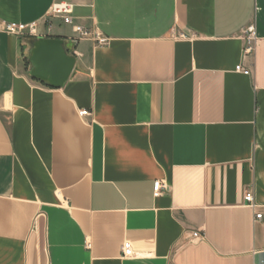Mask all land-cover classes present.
Here are the masks:
<instances>
[{"label":"crops","instance_id":"crops-1","mask_svg":"<svg viewBox=\"0 0 264 264\" xmlns=\"http://www.w3.org/2000/svg\"><path fill=\"white\" fill-rule=\"evenodd\" d=\"M54 2L0 0L36 26L0 32V264H264V0H75L105 44ZM42 38L76 59L61 87Z\"/></svg>","mask_w":264,"mask_h":264},{"label":"built area","instance_id":"built-area-1","mask_svg":"<svg viewBox=\"0 0 264 264\" xmlns=\"http://www.w3.org/2000/svg\"><path fill=\"white\" fill-rule=\"evenodd\" d=\"M75 0H55L50 12L49 19L53 18L61 19L65 25L71 26L74 32V39H93L99 44L107 43L108 39L102 36L100 33L95 31V29L88 27L84 24L78 22V17L75 14L77 7ZM36 31L35 24H23L16 22H4L0 23V32H7L11 34H24L26 32L34 33ZM185 36V35H182ZM243 39L245 41L244 52L246 55L252 54L255 50V40H256V30L254 25H250L243 33ZM237 70L249 73V70L245 69L243 65L237 66ZM81 115H88L90 112L86 109L80 111ZM167 187V185L161 181L157 180L154 182V193L155 196H159L162 190ZM246 205L252 208L258 207L255 202L254 193L252 190H248L245 193ZM262 213L256 214V219L262 218ZM194 237H198V232L193 234ZM133 248L130 242H125L123 245V257L133 256Z\"/></svg>","mask_w":264,"mask_h":264},{"label":"water","instance_id":"water-1","mask_svg":"<svg viewBox=\"0 0 264 264\" xmlns=\"http://www.w3.org/2000/svg\"><path fill=\"white\" fill-rule=\"evenodd\" d=\"M32 76L53 87H61L70 77L76 59L68 54L59 38H42L30 56Z\"/></svg>","mask_w":264,"mask_h":264},{"label":"rangeland","instance_id":"rangeland-1","mask_svg":"<svg viewBox=\"0 0 264 264\" xmlns=\"http://www.w3.org/2000/svg\"><path fill=\"white\" fill-rule=\"evenodd\" d=\"M68 29H69V27L65 26V29L64 30L67 31V32H69Z\"/></svg>","mask_w":264,"mask_h":264}]
</instances>
